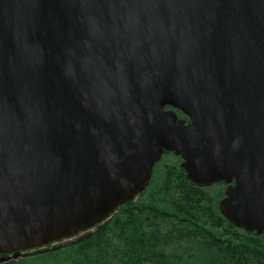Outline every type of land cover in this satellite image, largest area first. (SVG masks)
Instances as JSON below:
<instances>
[{
	"label": "water",
	"instance_id": "1",
	"mask_svg": "<svg viewBox=\"0 0 264 264\" xmlns=\"http://www.w3.org/2000/svg\"><path fill=\"white\" fill-rule=\"evenodd\" d=\"M166 151L264 233V0H0V264L103 223Z\"/></svg>",
	"mask_w": 264,
	"mask_h": 264
},
{
	"label": "trees",
	"instance_id": "2",
	"mask_svg": "<svg viewBox=\"0 0 264 264\" xmlns=\"http://www.w3.org/2000/svg\"><path fill=\"white\" fill-rule=\"evenodd\" d=\"M181 163L166 151L145 190L103 223L66 246L2 264L26 263V254L45 264H264V233L237 227L219 209L226 184L197 185Z\"/></svg>",
	"mask_w": 264,
	"mask_h": 264
},
{
	"label": "rangeland",
	"instance_id": "3",
	"mask_svg": "<svg viewBox=\"0 0 264 264\" xmlns=\"http://www.w3.org/2000/svg\"><path fill=\"white\" fill-rule=\"evenodd\" d=\"M77 237L78 236H74V237H70V238H66V239H63V240H60V241H57V242H53L49 245H45V246H42V247H37V248H34V249H31V250H27V251H38V249H41V248H45V249H50V248H53V247H62V246H66L68 245L70 242L74 241V240H77ZM27 251H24L21 253V255L18 257V258H15L13 260H19L20 258H22L23 254ZM27 258H26V263H23V262H19V263H15V264H45L44 261L45 259L43 257H38V258H31V254H26ZM29 257L31 259H29ZM12 260V259H11ZM10 261V260H9ZM29 262V263H28ZM5 263V262H4Z\"/></svg>",
	"mask_w": 264,
	"mask_h": 264
}]
</instances>
